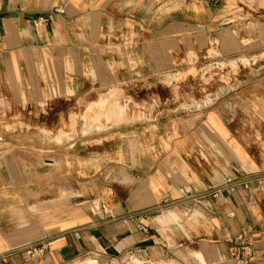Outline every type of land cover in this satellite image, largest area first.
Instances as JSON below:
<instances>
[{"label":"crops","instance_id":"crops-1","mask_svg":"<svg viewBox=\"0 0 264 264\" xmlns=\"http://www.w3.org/2000/svg\"><path fill=\"white\" fill-rule=\"evenodd\" d=\"M200 70L201 103L91 119ZM0 264H264V0H0Z\"/></svg>","mask_w":264,"mask_h":264},{"label":"rangeland","instance_id":"rangeland-1","mask_svg":"<svg viewBox=\"0 0 264 264\" xmlns=\"http://www.w3.org/2000/svg\"><path fill=\"white\" fill-rule=\"evenodd\" d=\"M232 69L236 70V66L225 64L213 71L226 73ZM207 71L213 72L210 68ZM209 75L200 70L186 80H169L164 86H155L148 92L140 91L137 96L129 93L118 97L111 92L91 114V119L104 127L120 121L151 118L164 108H179L201 103L203 99H208L205 97V90L211 88ZM126 129V131L129 130V128Z\"/></svg>","mask_w":264,"mask_h":264},{"label":"built area","instance_id":"built-area-1","mask_svg":"<svg viewBox=\"0 0 264 264\" xmlns=\"http://www.w3.org/2000/svg\"><path fill=\"white\" fill-rule=\"evenodd\" d=\"M51 19L50 18H38L37 20L34 21L35 25H39L42 24L44 22H47ZM236 180V178L233 177H229L227 178L224 186H220L217 188H210L211 190V195L216 197L218 196L220 193H222V191H224L225 189L229 190V191H234L235 186L233 185V182ZM187 192V191H186ZM188 196L186 197V201H185V206H187V213H189L192 208H194L195 206H197L198 204L201 203L203 196L199 195L198 193H192V192H187ZM237 241L240 242L241 246V252L243 253V256H241V260L244 263H249L252 258L254 257L255 254V250H254V245L252 242H250L249 240L246 239V232L243 234H240L237 237ZM231 253L233 256L238 257V251L236 249V247H232L231 248Z\"/></svg>","mask_w":264,"mask_h":264},{"label":"bare ground","instance_id":"bare-ground-1","mask_svg":"<svg viewBox=\"0 0 264 264\" xmlns=\"http://www.w3.org/2000/svg\"><path fill=\"white\" fill-rule=\"evenodd\" d=\"M123 115V114H122Z\"/></svg>","mask_w":264,"mask_h":264}]
</instances>
